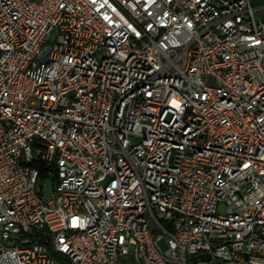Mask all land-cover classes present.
Instances as JSON below:
<instances>
[{
	"label": "built area",
	"instance_id": "obj_1",
	"mask_svg": "<svg viewBox=\"0 0 264 264\" xmlns=\"http://www.w3.org/2000/svg\"><path fill=\"white\" fill-rule=\"evenodd\" d=\"M258 11L0 0V264H264Z\"/></svg>",
	"mask_w": 264,
	"mask_h": 264
},
{
	"label": "rangeland",
	"instance_id": "obj_2",
	"mask_svg": "<svg viewBox=\"0 0 264 264\" xmlns=\"http://www.w3.org/2000/svg\"><path fill=\"white\" fill-rule=\"evenodd\" d=\"M251 3L253 6L258 7V6L264 5V0H251ZM257 13H259L260 15L264 14V12L262 11H258ZM44 190L46 193L50 192L51 185L49 181H45Z\"/></svg>",
	"mask_w": 264,
	"mask_h": 264
},
{
	"label": "trees",
	"instance_id": "obj_3",
	"mask_svg": "<svg viewBox=\"0 0 264 264\" xmlns=\"http://www.w3.org/2000/svg\"><path fill=\"white\" fill-rule=\"evenodd\" d=\"M41 170H44V167Z\"/></svg>",
	"mask_w": 264,
	"mask_h": 264
}]
</instances>
